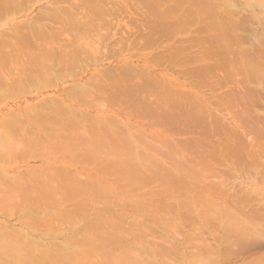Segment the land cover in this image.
I'll return each mask as SVG.
<instances>
[{"label": "bare ground", "instance_id": "6f19581e", "mask_svg": "<svg viewBox=\"0 0 264 264\" xmlns=\"http://www.w3.org/2000/svg\"><path fill=\"white\" fill-rule=\"evenodd\" d=\"M33 1L0 0V13L26 11ZM64 1L68 0H48L28 21L16 23L11 40L7 31L0 34L1 47L15 43L16 49L15 54L5 50L0 64L27 65L22 89L55 82L56 66L65 73L84 70L87 54L91 63L118 54L123 63L95 68L86 80L66 86V99L44 98L29 110L22 109L36 113L32 124L37 136L31 131L32 139L20 135V129L26 128L19 120L20 111L15 117L10 111L8 117L15 119H0V160L20 162L27 154L28 159L38 155L47 160L44 168H31V177L38 182L33 191L25 185L31 169L15 176L0 173V216L17 218L27 229L23 232L0 221V264H213L216 255L226 261L244 252L247 257L241 264H264V139L258 138H264V132L259 134L264 131V84L214 93L222 81L226 84L235 76V60L256 64L255 76L264 80V18L259 17L264 0ZM120 20L130 34L124 35L120 27L119 34L109 32ZM29 22L36 25L30 27ZM97 29L103 33L94 39L91 32ZM96 40L100 47H90ZM140 41L147 47L158 41L170 46L163 56L134 53L135 61L147 64L134 66L130 51L142 50ZM81 43L86 45L85 55ZM193 46L197 48L192 51ZM231 47L237 57L227 56ZM124 50L128 52L123 54ZM78 53L86 56L80 67L75 60ZM11 55L15 61L9 60ZM157 55L159 60L154 58ZM159 62L180 64L176 73L192 79L157 78L150 67ZM252 72L242 69L240 81L256 78ZM7 85L0 83V88ZM202 92L206 99L200 98ZM237 103L242 107L235 113ZM259 105L262 114L253 110ZM217 106L231 109L234 114L226 111L224 116L232 120H223ZM93 109L97 113L90 114ZM259 117L262 128L254 125ZM133 119L146 126L163 125L170 133L177 127L184 135L193 129L199 137L182 142L161 137L163 144L155 145L153 139L147 140L153 132L137 128L129 122ZM249 129L258 138L251 140L254 146L245 145ZM220 130L223 136L205 141L208 133ZM151 178H160L161 188H149L155 183ZM243 181H249L250 187ZM82 219L86 229L82 232H88L78 235L81 228L73 222ZM66 220L72 225H65L70 235L64 241L51 240L57 223ZM28 229H37L51 241L42 240L40 234L28 237ZM257 244L263 245L258 251Z\"/></svg>", "mask_w": 264, "mask_h": 264}, {"label": "rangeland", "instance_id": "374dc122", "mask_svg": "<svg viewBox=\"0 0 264 264\" xmlns=\"http://www.w3.org/2000/svg\"><path fill=\"white\" fill-rule=\"evenodd\" d=\"M47 1L48 0H35V1H33L32 3H31V5H29L28 6V8H25V10L26 11H21V9H19V11H16V13H14L13 11L12 12H10V13H6V14H4V15H2L1 13H0V34L2 33V32H6L7 31V34L6 35H8V39H12L11 38V35L13 34V32H12V30L11 29H13V28H15L17 25H16V23L17 24H20L21 22H24V21H28V19L31 17V16H33V15H35L41 8H43V7H45L46 5H47ZM69 1L71 2H73L74 3V1L75 0H68L67 2H65L64 4H66V3H69ZM121 1V0H120ZM159 1H161V2H163V0H159ZM62 3H63V1H62ZM72 3V4H73ZM75 3H76V1H75ZM28 5V4H27ZM27 7V6H26ZM242 8V7H241ZM244 9H241V10H243L244 12L243 13H247L248 12V10H247V8L246 7H243ZM23 10V9H22ZM81 12V11H80ZM261 13V12H260ZM262 14H263V16H262ZM262 14H260L259 15V17H261V18H264V12H262ZM78 16H80V14L78 15ZM121 17H123V16H121ZM121 17H118V18H120L121 19ZM124 18V20H129L130 21V19L129 18H127L126 16H124L123 17ZM122 18V19H123ZM125 18H127V19H125ZM46 19H48V18H46ZM49 21H50V19H49ZM48 20H45L44 19V21H42V22H44V23H47V22H49ZM121 21V24L120 25H122V27L119 25V26H116L114 29L112 28V29H110L109 30V32L112 34L113 32H115V34H119V33H121V32H119V30H120V28H122V31H125V34L124 35H128V34H130L131 33V31H129V32H127V28L125 27V23L123 22V20H120ZM25 23V22H24ZM32 23V24H31ZM124 23V24H123ZM131 24V22L129 23L128 21L126 22V25H128V24ZM33 24H35L36 25V23H33V22H29V25L28 26H30V27H32V25ZM55 24V23H54ZM16 25V26H15ZM55 25H57V24H55ZM135 25V24H134ZM130 26H133V23H132V25H130ZM129 26V27H130ZM12 27V28H11ZM120 27V28H119ZM125 27V28H124ZM118 28H119V30H118ZM124 29V30H123ZM102 29H100L99 31H98V29L97 30H95V31H93V32H91V34H93L94 36V39H96L97 37V35H99V32H101V33H103L102 31H101ZM114 30H117L118 32H116V31H114ZM108 31V30H107ZM187 31H188V29H187ZM181 32V31H180ZM182 33V32H181ZM180 33V34H181ZM115 34H114V37H113V39H114V41H115V38H116V36H118V35H116L115 36ZM180 34H178V35H180ZM257 34V33H256ZM256 34L254 33V35L256 36ZM121 35V34H120ZM199 35H200V33H199ZM178 39V38H177ZM99 40V39H98ZM98 40H96L95 42H93L92 43V46H90V47H95V45H98L97 47H100V43L98 42ZM143 40V39H142ZM162 40H163V38H162ZM161 39H160V41L161 42H163ZM160 41H158L156 44H154V46L152 47V46H149V47H147L146 45V47H147V49L148 50H146V48H145V46L141 43V41H140V43H141V45L142 46H144V48L143 47H141V49L142 50H140V49H137L138 51L137 52H135V51H133V50H131L130 52L132 53L131 54V58L130 59H132V61L130 62V64H132V65H134V66H147V64L145 63H142L141 62V60H139V62H137V61H135V58H136V56H135V54H144V53H147V52H150V51H152V52H154V53H161L162 54V56H163V51L165 50V47H169L170 45H168V44H164L163 45V43H159ZM157 44L159 45V46H157ZM85 44H80V46H81V50L83 51V50H85L86 48V45L84 46ZM94 45V46H93ZM70 46V45H69ZM74 46V45H73ZM72 46V47H73ZM79 46V45H78ZM80 46H79V48H80ZM71 47V46H70ZM69 47V48H70ZM85 48V49H84ZM170 48H172L173 49V47L171 46ZM197 47L196 46H193V48L191 49L192 51L193 50H195ZM26 49V48H25ZM30 49V48H29ZM67 48H65V50H66ZM5 50H8V52L10 53V54H15L16 53V49H15V43H11V44H8V46H7V48H5V44L1 47L0 46V60H1V58L5 55ZM28 51V50H27ZM127 50H124L123 51V54L124 53H127L126 52ZM86 54H87V52H85ZM135 53V54H134ZM156 53V54H157ZM24 54H26V53H24ZM82 54H84V51H83V53ZM85 55V54H84ZM84 55H83V57H82V55H81V53H78L77 54V57L78 58H75V60L77 59L78 60V66L80 67V66H82V65H84V64H82L81 65V63H83L84 61H81L80 59L81 58H85L86 56H87V58H85V59H87L88 60V65H87V67H85V66H83V67H85V69L83 70L81 67H80V69L79 70H77L78 68L76 67V66H74L75 68H77V69H75V70H77L78 72H76L75 70H73V71H75V72H71L70 71V69H72V68H70L69 66H65V68H70L69 69V71L70 72H67V73H71V74H69V76L67 75V73H65V69H62L61 67H60V65L61 64H58V66L62 69V70H60V69H57L58 67L56 66V71H53V75H54V77H52L53 79H55V82H53V81H51V82H53V83H48L49 85H47V86H42V85H38V87H35V88H30V89H22V86H23V83L25 82L24 81V76H25V73H23V72H26V71H28V70H26V66L27 65H25V67L23 68V64H14V63H11L10 61H9V63L8 64H5V65H3V64H0V83H5V84H7L8 83V87L6 88V89H4L3 87H1V88H3V89H1L0 88V119H3V117H8V116H10L11 117V115H9V114H11L10 113V111L11 112H13L12 113V116H14V114H15V112H17L16 114H18V112L20 111V114H19V116L21 117V119H19L20 121H22L21 122V124H23L24 122L26 123L27 122V124H23V126L22 127H25V125H26V128H23V130H21L20 129V131H22L21 132V134L20 135H24L23 137H25V138H27L28 139V137L30 136L31 137V139L32 138H34V136L33 135H36L37 136V131L36 130H34V125L32 124V121H34L33 119L34 118H32V117H34L35 115H36V113H35V115H34V113L33 112H31V115H29L28 114V111H26V110H22V109H27V110H29L30 108H32L33 106L32 105H34L35 103H37L38 101H40V100H43L44 98L45 99H48V98H51V97H55V98H58L59 100L60 99H62L63 100V98H65L66 99V97H65V94L63 93V89L64 88H66V86L68 87L69 85H71V84H74L75 82H82V81H84V80H86L87 78H89L91 75H92V73L95 71V68H98V69H100V68H106V67H109V66H114V65H120V64H122L123 62L122 61H120V60H122V56L121 55H119L118 54V56H113V57H111V56H109L108 58L106 57V58H104V59H100V61H99V63L98 62H96V60H99V59H96L95 61H93L92 63H91V61H90V59H91V55H86L85 57H84ZM237 55H238V53H237V50L234 48V47H231V49H229V51H228V53H227V56L229 57H231V58H233V57H237ZM22 56V55H21ZM20 56V57H21ZM24 56V55H23ZM133 56H134V59H133ZM160 56L161 55H157V56H155L154 58H158V60L160 59ZM90 57V59H88ZM94 57H92V59H93ZM82 59V60H83ZM155 59V60H156ZM9 60H11V61H15V58L13 57V55H11V56H9ZM76 60V61H77ZM87 60H85V61H87ZM236 62H234V63H232V67L236 70V73H235V76L233 75V77L232 78H230V79H227V81H225V83L226 84H224L223 83V81H222V84L223 85H221L218 89H215L214 90V93H217V94H219L220 93V91H223V90H227V87L228 88H230V89H232V90H238V89H243V88H255V87H257L258 85L257 84H264V80H261L260 78H258V77H256L255 75V68L257 67V65L256 64H240L239 63V61H237V60H235ZM86 63V62H85ZM87 64V63H86ZM150 64V63H149ZM158 64H159V66H158ZM154 64H152V67H150V72L152 71L156 76H158L157 78H161V79H163V78H166V79H170V80H174V78H176L177 79V81H179V82H181V81H188V79L189 80H191L190 79V77H188V78H183L181 75H179V74H177L176 73V71H179V65L180 64H164V63H161L160 64V62L159 63H156L154 66H153ZM157 65V66H156ZM168 65L169 66H172L171 67V69H166V68H169L168 67ZM174 65V66H173ZM176 65V66H175ZM184 65H186V66H190V64H184ZM228 65V64H227ZM215 66L216 67H218V68H220L221 66H219V64H215ZM74 67H73V69H74ZM64 68V67H63ZM246 68H250V70L251 71H253L252 72V74L256 77V78H254V79H250V80H247V81H240V78H241V76L243 75V73H242V69H246ZM68 70V69H67ZM176 70V71H175ZM51 71V70H50ZM84 71V72H83ZM86 71V72H85ZM223 71H226V68L225 67H223ZM81 72V73H80ZM216 73H222V72H218V71H215ZM56 73H58V77H57V74ZM73 73H75L74 75H72ZM179 73V72H178ZM256 73H257V71H256ZM24 74V75H23ZM50 74V73H49ZM166 74H169V75H166ZM170 74H172L173 75V77H172V75H170ZM23 75V76H22ZM71 75V76H70ZM226 74H222V76L224 77ZM51 78V79H52ZM218 78V76H216L215 77V79H217ZM259 80L261 81V82H259ZM240 90L239 91H236V92H240ZM204 91H206L207 92V89L206 90H204ZM177 92H178V90H177ZM179 93V92H178ZM239 95V94H238ZM200 98H203V99H206L207 98V95L205 94V93H200ZM153 97V96H152ZM237 97V96H236ZM66 101V100H65ZM238 105L237 106H233V109L235 110V111H233V112H240L241 111V109H240V107H242V105H240L239 103H237ZM262 105H259L258 107L257 106H254V108H253V110H257L256 111V113H260L261 112V114H262V109L260 108ZM161 107H163V105H161ZM221 107V109H222V112H219V111H217L218 113H220V114H222V119L223 120H225V121H228V117L231 115V114H234V113H231L232 112V110L231 109H227V108H225V110L223 109L224 108V106L222 107V106H217V109H219ZM264 106H262V108H263ZM39 109H42V108H40V107H38ZM227 109V110H226ZM18 110V111H17ZM51 110V109H50ZM50 110H46V109H42V112L43 113H51L50 112ZM161 110V109H160ZM215 110V109H214ZM223 110L225 111V112H223ZM162 111V110H161ZM226 111H229L228 113H230V115L226 118L225 116H224V114H227V112ZM9 112V113H8ZM160 112V111H159ZM163 112V111H162ZM253 112V111H252ZM89 113L90 114H95V113H97L96 112V110H90L89 111ZM161 113V112H160ZM28 114V115H27ZM18 115H17V117L16 118H20ZM30 116V117H29ZM10 117H8V118H10ZM15 117V116H14ZM13 117V118H14ZM8 118H5V120L6 119H8ZM13 118H10V119H13ZM37 118V117H36ZM258 118V117H257ZM260 118V117H259ZM15 119V118H14ZM125 119V118H124ZM229 119H231L232 120V117L230 118L229 117ZM254 120H252V121H255L256 119L255 118H253ZM4 120V121H5ZM31 120V121H30ZM148 120V119H147ZM261 120V121H260ZM2 121V120H1ZM16 121H18V120H16ZM19 121V122H20ZM24 121V122H23ZM125 121H126V119H125ZM230 121V120H229ZM263 122V120L260 118V119H257V121H255V124L254 125H257L256 127H258V128H262V124L259 126V122ZM18 122V123H19ZM129 122H132L133 124L135 123V125L137 126V128H141V130L144 128L145 130H147L148 131V133H150V132H153V134H151V135H147L148 137H147V140L149 141V139L151 138V139H153V143L155 144V145H158L159 143L162 145L163 144V141H161V139L163 138V137H167L170 141L171 140H173V141H176V139H177V141L178 142H182L183 140V138H184V140H186V139H193L192 138V136L193 137H199L198 136V134H196L195 132H193V131H190V130H193V129H190V130H188L190 133L189 134H186L187 132H186V130L184 131V133L186 134V135H184L183 134V132L181 131V130H179V128L177 127V128H175L174 129V132L173 133H170V132H168L165 128H163V125L162 126H149L148 124V126H146V124H142V123H138V121L137 120H129ZM257 122L259 123V124H257ZM1 123V122H0ZM20 124V123H19ZM20 126V127H21ZM28 126H31L30 128H31V130H30V128L28 127ZM128 126H130V125H128ZM19 127V128H20ZM254 127V126H253ZM29 128V134L27 135V129ZM136 128V127H135ZM25 129H26V134L24 133L25 132ZM196 129V128H195ZM248 129V128H247ZM197 130H199L200 131V128H198ZM251 132L249 133L247 130V137H245V139L248 141V143L246 144L245 143V145L247 146V145H249V143H251V140H254L253 138H256L255 136H256V134H254V130L252 131V129H249ZM260 130V129H259ZM34 132V134L33 135H31L32 134V132ZM179 131V132H178ZM180 131H181V133H180ZM195 131V130H194ZM261 131V132H260ZM259 131V134L260 133H262V132H264L263 130H260ZM177 132L178 133H180L181 135H177ZM192 132V133H191ZM197 132V131H196ZM222 132L224 133V131L222 130ZM222 132H221V130L220 131H216V132H214L213 133V131H211V134L210 133H208L207 134V136H205V141H206V138L207 139H209L210 138V140H208V142L209 141H211V139H212V137L213 136H215V137H213V139H212V141L213 140H215L216 141V139H218L220 136V134L222 135ZM175 133V134H174ZM194 133V134H193ZM197 133H199V132H197ZM254 134V136H251V135H253ZM192 134V135H191ZM213 134H215V135H213ZM225 134V133H224ZM257 134H258V132H257ZM27 137H26V136ZM218 135V136H217ZM250 135V136H249ZM260 135H263V133L262 134H260ZM152 136V137H151ZM223 136V135H222ZM257 136H259V135H257ZM21 137V136H20ZM162 137V138H161ZM218 137V138H217ZM262 137V136H261ZM263 137H264V135H263ZM259 138V140H261V139H264V138H260V137H258ZM258 138H256L257 140H258ZM30 139V138H29ZM28 139V140H29ZM250 139V140H249ZM15 141V140H14ZM250 141V142H249ZM252 143H253V141H252ZM252 143L250 144V146H254V145H252ZM145 153H148V151H146ZM158 153H156V155H157ZM159 155V154H158ZM29 156V155H28ZM28 156H27V159L25 158V160H23V159H21V161L19 162V159H14V160H12V161H10V162H7V163H5V162H3V159L1 158V160H0V173L3 175H6V176H8V175H10V176H15V175H17L18 173H19V171L18 172H10L11 170H13V168L15 167V168H18V166H20V169H22V165H25L26 163H27V161L30 159V160H32L33 162H35V160H41L42 158L40 157H38V155H33V157H34V159L33 158H29L28 159ZM30 157H32V155L30 156ZM38 157V158H37ZM162 157H163V155H162ZM36 158V159H35ZM148 159H150V158H148ZM27 160V161H26ZM161 160H162V162H163V159L161 158ZM5 161V160H4ZM19 163H18V162ZM146 160H144V162H145ZM11 162H12V164H11ZM13 162H14V164H13ZM17 162V164H15ZM10 163V164H9ZM18 165V166H17ZM58 165H61V164H58ZM145 165H147V164H145ZM150 164H148V166H149ZM57 166V165H56ZM32 167V166H31ZM28 168V167H27ZM54 168H55V166H54ZM154 171L156 170V169H153ZM2 171V172H1ZM21 172V171H20ZM32 172V171H31ZM161 172H163L162 170H161ZM160 172V173H161ZM15 173V174H14ZM0 174V175H1ZM163 174V173H162ZM162 174H161V177L160 178H162V179H157V181H155L156 180V178H151L149 181H151L152 179H154V181H155V183L152 181V185H149L148 186V183L146 184L149 188H151L153 185V187H158V188H161L162 187V183H160V182H163V176H162ZM19 175V174H18ZM31 175H33V172H32V174H28V176H31ZM84 176V175H83ZM25 177H27V176H25ZM37 177V176H36ZM28 178V177H27ZM32 178H33V176H32ZM28 180H29V178H28ZM27 180V181H28ZM158 180H159V183H160V186H158ZM243 185H245L246 187H250V185H251V183L249 182V181H247V183H246V181H243ZM147 186H146V189H149V188H147ZM145 188V187H144ZM163 188V187H162ZM142 191V190H141ZM162 193V192H161ZM163 194V193H162ZM135 197H137V196H135ZM141 197H144V198H148L147 196H141ZM158 201V200H157ZM157 201H155V203L154 204H157L156 202ZM159 202V201H158ZM161 202H163V201H160V203ZM160 205H162V203L160 204ZM4 217V218H3ZM6 218V219H5ZM17 219V218H16ZM16 219L14 218H7V217H5V216H0V221L2 222L3 221V223H5V224H7V225H9V226H12V227H15V228H18V229H20L21 231H23V229H24V231L23 232H27V229H26V227H23L22 226V223L21 222H19V221H16ZM86 219V218H85ZM79 220V219H78ZM85 220H83L82 219V223L79 221L78 223H80V224H78L77 222H73V223H76V224H73L72 222V224L73 225H78L80 228H81V232L80 231H78V235H84L85 233H87V232H82V230H84V231H86V229H82L83 227H84V224H85V222H84ZM65 222V223H64ZM68 221L66 220V221H61V222H59V223H57V224H59L58 226H61V227H58L57 226V230H56V235H53L52 236V239L51 240H53V241H64V237L65 236H67V235H70V230H69V232H65V231H67L68 230V226H69V224L67 223ZM84 222V223H83ZM68 224V226H65V225H67ZM71 225V224H70ZM20 226H22V227H20ZM64 226L65 227H67V228H65L64 229ZM72 226V225H71ZM82 226V227H81ZM70 227V226H69ZM23 228V229H22ZM79 228V229H80ZM67 229V230H66ZM70 229V228H69ZM31 229H28V236H30V234H31V237L33 236V237H37V236H39V234H40V237L42 238V240H44V239H46V240H44V241H49L50 240V238L49 237H44V236H46V235H42V233H40V232H38L37 231V229H36V231H30ZM30 232V233H29ZM90 232V231H89ZM69 233V234H68ZM180 233V232H179ZM58 234V235H57ZM67 234V235H66ZM44 237V238H43ZM179 237V236H178ZM50 240V241H51ZM218 245H219V247H220V244L218 243ZM263 247V245H256L255 247H254V250H259V248L258 247ZM257 248V249H256ZM264 248V247H263ZM262 248V249H263ZM262 249L260 248V250L262 251ZM257 250V251H258ZM264 251V250H263ZM262 251V252H263ZM262 252H257V253H262ZM216 254H218V253H215V255ZM233 255V256H232ZM231 256L233 257H230L229 256V258H228V260L227 259H225L226 261H224V259L222 258V255L221 256H219V255H216L215 257H217V259L215 258H213V264H216L218 261H219V263L220 264H239V262H240V264H241V262H244L246 259L244 258V257H247L246 256V253L244 252V253H242V254H232ZM1 256H3V255H1ZM237 256V257H236ZM244 256V257H243ZM235 257V258H234ZM239 258H241V259H239ZM214 260L216 261L215 263H214ZM248 260V259H247ZM218 263V264H219ZM212 264V263H211Z\"/></svg>", "mask_w": 264, "mask_h": 264}, {"label": "crops", "instance_id": "0c3cea01", "mask_svg": "<svg viewBox=\"0 0 264 264\" xmlns=\"http://www.w3.org/2000/svg\"><path fill=\"white\" fill-rule=\"evenodd\" d=\"M25 138V137H24ZM27 142V141H26ZM26 156H28V154L26 155ZM25 159V158H24ZM46 162H47V160L46 159H44V158H42L40 161L39 160H35V162H33L32 160H28L27 161V163L25 164V165H22L21 167H22V169H20V166H18V168H13V170H11L10 172H20V171H26V170H30L31 168H34L35 169V167H39V166H43V168H44V166H45V164H46ZM41 164V165H40ZM32 166V167H31ZM27 167H29V168H27ZM33 169H31V171H32ZM34 171V170H33ZM28 174H30V173H26V175L25 176H28ZM21 175V174H20ZM29 178V180L28 181H26V183H25V185H26V187L28 188V190H30V191H33L34 189H38L37 188V185H38V182H36V180H34L31 176L30 177H28ZM38 180L40 179L39 177L37 178ZM27 180V179H26ZM29 237V236H28ZM32 239H34V237H31Z\"/></svg>", "mask_w": 264, "mask_h": 264}]
</instances>
